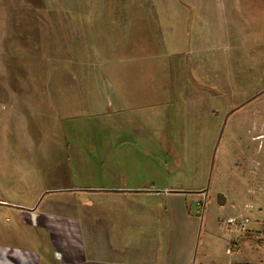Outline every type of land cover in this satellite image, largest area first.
<instances>
[{"label":"rangeland","instance_id":"1","mask_svg":"<svg viewBox=\"0 0 264 264\" xmlns=\"http://www.w3.org/2000/svg\"><path fill=\"white\" fill-rule=\"evenodd\" d=\"M125 184L158 193L99 189ZM0 203H166L228 264L222 239L264 224V0H0ZM7 209L0 244L34 231L54 264ZM85 244L131 259L120 235Z\"/></svg>","mask_w":264,"mask_h":264},{"label":"crops","instance_id":"2","mask_svg":"<svg viewBox=\"0 0 264 264\" xmlns=\"http://www.w3.org/2000/svg\"><path fill=\"white\" fill-rule=\"evenodd\" d=\"M75 188L73 195H81L85 190ZM92 188H86V190ZM104 191L154 194L158 191L146 187H131L128 184L123 187L112 186L99 188ZM55 207L65 208L64 212L50 210L47 207L41 209L39 206L25 208L12 206L11 203H0V213L7 210L20 220L26 227L41 232V238L50 243L52 259L54 264H208L209 254L198 260L200 243L193 228L190 229L189 239H185L182 231V219L177 215L176 209H171L170 214L166 203H54ZM12 210V211H11ZM173 210V211H172ZM173 212V213H172ZM185 221L199 220L188 215ZM201 222V221H200ZM191 223V222H189ZM193 224V222L191 223ZM203 224V220L200 223ZM264 224L252 223V226L242 234L225 236L222 240L226 242V252L231 255L228 264H264V259L251 257L244 262L242 245L250 239L264 242ZM26 234L29 239V248H9L0 244V264H44L43 255L40 250L35 249V234ZM97 240L100 236L114 238L120 235L124 241V248L130 260L115 262L98 259H89L85 237ZM164 236L166 240L164 241ZM145 242L144 245L141 241ZM198 244H197V242ZM209 239L204 243L208 246ZM165 244V251L163 247ZM263 245V243H260ZM197 246V247H196ZM244 246V245H243ZM230 247V248H229ZM227 264V263H226Z\"/></svg>","mask_w":264,"mask_h":264},{"label":"built area","instance_id":"3","mask_svg":"<svg viewBox=\"0 0 264 264\" xmlns=\"http://www.w3.org/2000/svg\"><path fill=\"white\" fill-rule=\"evenodd\" d=\"M247 222L248 219H244V221L239 222L238 219L236 218H229L226 224L235 227L239 231V230H245V225Z\"/></svg>","mask_w":264,"mask_h":264}]
</instances>
